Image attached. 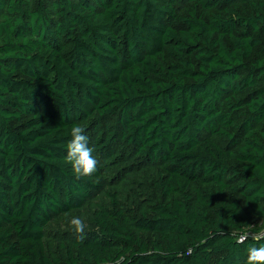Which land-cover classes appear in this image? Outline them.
Instances as JSON below:
<instances>
[{"label": "trees", "instance_id": "obj_1", "mask_svg": "<svg viewBox=\"0 0 264 264\" xmlns=\"http://www.w3.org/2000/svg\"><path fill=\"white\" fill-rule=\"evenodd\" d=\"M73 125L98 161L81 179ZM115 164L124 197L50 257L47 226ZM256 221L264 0H0V264H246Z\"/></svg>", "mask_w": 264, "mask_h": 264}, {"label": "rangeland", "instance_id": "obj_2", "mask_svg": "<svg viewBox=\"0 0 264 264\" xmlns=\"http://www.w3.org/2000/svg\"><path fill=\"white\" fill-rule=\"evenodd\" d=\"M144 169L148 172L149 169L147 166H142L139 171L143 172ZM106 184L103 188V191L97 193L90 201L80 210L73 213L63 215L59 218H56L49 224L46 228V246L50 257L63 255L65 252L64 246L67 245L74 233L73 226L70 224V220L73 217H80L84 220L87 230H92L94 225L91 223L93 213L98 207L102 205H110V196L108 192H117L119 198H123V190H128L123 188L124 181V168L121 165H111L108 166L105 174ZM134 187V186H133ZM128 195L131 198H135L137 202L145 197H141L134 193V191H129ZM264 222L259 221L255 222L254 225L261 226Z\"/></svg>", "mask_w": 264, "mask_h": 264}, {"label": "clouds", "instance_id": "obj_3", "mask_svg": "<svg viewBox=\"0 0 264 264\" xmlns=\"http://www.w3.org/2000/svg\"><path fill=\"white\" fill-rule=\"evenodd\" d=\"M71 139L66 146L65 162L71 165L76 179L88 177L97 171L98 161L93 155L94 149L89 147V137L84 127L73 125L70 130ZM74 231L82 238L86 224L80 217L70 220ZM243 240V237L241 238ZM246 264H264V245L251 246L247 250Z\"/></svg>", "mask_w": 264, "mask_h": 264}, {"label": "built area", "instance_id": "obj_4", "mask_svg": "<svg viewBox=\"0 0 264 264\" xmlns=\"http://www.w3.org/2000/svg\"><path fill=\"white\" fill-rule=\"evenodd\" d=\"M260 236H263L264 237V230L261 231Z\"/></svg>", "mask_w": 264, "mask_h": 264}]
</instances>
